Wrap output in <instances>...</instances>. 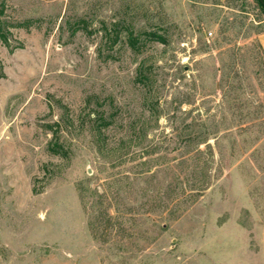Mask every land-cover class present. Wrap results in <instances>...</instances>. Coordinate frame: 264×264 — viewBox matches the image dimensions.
<instances>
[{"label":"rangeland","instance_id":"1","mask_svg":"<svg viewBox=\"0 0 264 264\" xmlns=\"http://www.w3.org/2000/svg\"><path fill=\"white\" fill-rule=\"evenodd\" d=\"M259 0H0V264H264Z\"/></svg>","mask_w":264,"mask_h":264},{"label":"crops","instance_id":"2","mask_svg":"<svg viewBox=\"0 0 264 264\" xmlns=\"http://www.w3.org/2000/svg\"><path fill=\"white\" fill-rule=\"evenodd\" d=\"M260 40H261L262 46L264 48V32L260 35Z\"/></svg>","mask_w":264,"mask_h":264},{"label":"water","instance_id":"3","mask_svg":"<svg viewBox=\"0 0 264 264\" xmlns=\"http://www.w3.org/2000/svg\"><path fill=\"white\" fill-rule=\"evenodd\" d=\"M264 5V0H259Z\"/></svg>","mask_w":264,"mask_h":264},{"label":"trees","instance_id":"4","mask_svg":"<svg viewBox=\"0 0 264 264\" xmlns=\"http://www.w3.org/2000/svg\"><path fill=\"white\" fill-rule=\"evenodd\" d=\"M262 4V3H261ZM263 5V4H262Z\"/></svg>","mask_w":264,"mask_h":264}]
</instances>
